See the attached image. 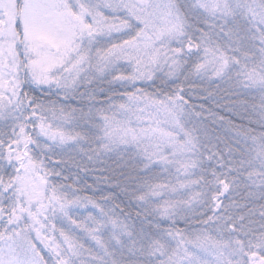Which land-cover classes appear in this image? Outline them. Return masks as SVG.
Masks as SVG:
<instances>
[{
	"label": "snow or ice",
	"instance_id": "1",
	"mask_svg": "<svg viewBox=\"0 0 264 264\" xmlns=\"http://www.w3.org/2000/svg\"><path fill=\"white\" fill-rule=\"evenodd\" d=\"M0 264H264V0H0Z\"/></svg>",
	"mask_w": 264,
	"mask_h": 264
},
{
	"label": "trees",
	"instance_id": "2",
	"mask_svg": "<svg viewBox=\"0 0 264 264\" xmlns=\"http://www.w3.org/2000/svg\"><path fill=\"white\" fill-rule=\"evenodd\" d=\"M93 177L92 176H89L88 178H87V182L88 183H93ZM84 194H86V195H91L92 194V190L91 189H88V190H86L85 191V193Z\"/></svg>",
	"mask_w": 264,
	"mask_h": 264
}]
</instances>
